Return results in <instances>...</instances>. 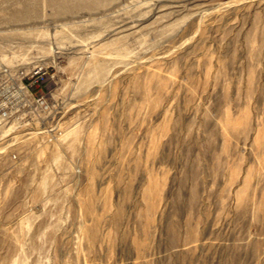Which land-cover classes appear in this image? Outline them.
Instances as JSON below:
<instances>
[{
    "label": "rangeland",
    "instance_id": "1",
    "mask_svg": "<svg viewBox=\"0 0 264 264\" xmlns=\"http://www.w3.org/2000/svg\"><path fill=\"white\" fill-rule=\"evenodd\" d=\"M38 65L0 264H264V0H0V88Z\"/></svg>",
    "mask_w": 264,
    "mask_h": 264
},
{
    "label": "built area",
    "instance_id": "2",
    "mask_svg": "<svg viewBox=\"0 0 264 264\" xmlns=\"http://www.w3.org/2000/svg\"><path fill=\"white\" fill-rule=\"evenodd\" d=\"M47 79L48 70L42 65L30 71L16 70L13 78L0 88V94L12 91L15 95V101L0 102V120L16 122L23 127L43 118L48 109L47 101L45 95H37L33 87L44 84Z\"/></svg>",
    "mask_w": 264,
    "mask_h": 264
}]
</instances>
